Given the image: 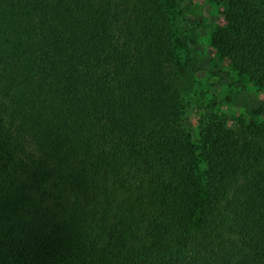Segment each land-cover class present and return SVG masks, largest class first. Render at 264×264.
<instances>
[{
	"label": "trees",
	"instance_id": "obj_1",
	"mask_svg": "<svg viewBox=\"0 0 264 264\" xmlns=\"http://www.w3.org/2000/svg\"><path fill=\"white\" fill-rule=\"evenodd\" d=\"M223 1L264 87V0ZM177 2L0 0V264H264L262 108L194 138Z\"/></svg>",
	"mask_w": 264,
	"mask_h": 264
},
{
	"label": "rangeland",
	"instance_id": "obj_2",
	"mask_svg": "<svg viewBox=\"0 0 264 264\" xmlns=\"http://www.w3.org/2000/svg\"><path fill=\"white\" fill-rule=\"evenodd\" d=\"M177 4L184 11L181 26L189 43L190 65L197 80V95L185 118L194 138L198 137L201 118L207 110L217 113L232 129L238 126L240 118L249 120L255 108H262V115L256 119L264 121V87L239 76L226 61L217 57L211 46L213 32L225 23L224 1L178 0Z\"/></svg>",
	"mask_w": 264,
	"mask_h": 264
}]
</instances>
